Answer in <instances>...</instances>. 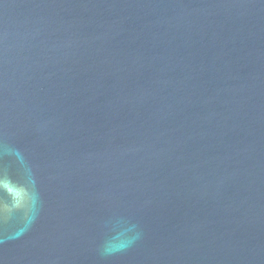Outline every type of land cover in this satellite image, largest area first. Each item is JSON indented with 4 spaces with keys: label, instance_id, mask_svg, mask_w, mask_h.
<instances>
[{
    "label": "water",
    "instance_id": "1",
    "mask_svg": "<svg viewBox=\"0 0 264 264\" xmlns=\"http://www.w3.org/2000/svg\"><path fill=\"white\" fill-rule=\"evenodd\" d=\"M0 264H264V0H0Z\"/></svg>",
    "mask_w": 264,
    "mask_h": 264
}]
</instances>
